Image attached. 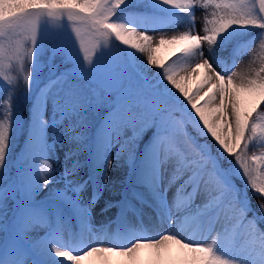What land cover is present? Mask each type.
Returning a JSON list of instances; mask_svg holds the SVG:
<instances>
[{"label":"snow or ice","instance_id":"6c2138e0","mask_svg":"<svg viewBox=\"0 0 264 264\" xmlns=\"http://www.w3.org/2000/svg\"><path fill=\"white\" fill-rule=\"evenodd\" d=\"M128 4L129 0H0V92L6 93L0 100V264H83L93 256L101 264H110L109 257L121 258L117 264H141L138 258L144 251L151 258L148 264H264V0H135L138 11L126 14L122 10ZM198 13L203 16L200 31ZM65 28L70 36L64 35ZM165 28L173 30H160ZM46 45L53 55L78 56L83 73L114 46L146 55L145 71L120 59L108 65L119 81L114 90L76 98V85H70L67 95L73 103L67 115L110 104L96 147L97 162L106 163V170L112 167L106 152L114 144L121 145L118 155L127 153L131 163L136 143L145 132H153L147 158L158 163L146 187L168 231L147 239L125 233L128 243H105L107 236L89 243L95 196L85 204L66 190L53 189L51 201L64 207L37 200L54 172L45 158L46 104L53 89L63 90L69 77L81 71L62 74L33 97ZM257 45L260 54L237 71L240 59ZM162 49L168 52L167 64L157 56ZM26 63L31 71L23 75ZM152 67L180 108L160 96L157 82L146 75ZM193 79L194 91L188 87ZM18 98L32 101V119L26 146L9 165ZM72 139L80 147L66 159L86 148L83 132ZM228 158L238 172L236 178L256 196L258 211L238 195L236 173L225 167ZM161 165L165 170L171 166L163 190ZM80 166L73 160L65 176ZM172 186L175 194L169 202ZM83 187L73 191L79 193ZM120 206L122 217L129 208L140 214L130 203ZM181 217L199 226V239H186L173 230ZM42 227L43 233L38 231ZM65 233L72 236L70 241ZM170 245L179 247L178 258L170 256Z\"/></svg>","mask_w":264,"mask_h":264},{"label":"rangeland","instance_id":"374dc122","mask_svg":"<svg viewBox=\"0 0 264 264\" xmlns=\"http://www.w3.org/2000/svg\"><path fill=\"white\" fill-rule=\"evenodd\" d=\"M130 6H135V0H129V4L126 7ZM202 23L203 16L198 13L196 16L197 31L201 30ZM160 30L170 31L173 29L165 28ZM149 34L153 36L157 35L156 33L152 32ZM64 35L70 36L67 28L64 30ZM205 47H207V45H205ZM123 48H125L124 45H120V47L114 46L111 52L103 54L102 57L98 59L96 65L90 71L83 73V63L82 61H79L78 56L69 58L63 52L53 55L49 46L46 45L45 51L39 57L41 63V71L37 75L39 84L33 88L31 95L34 97L37 95L39 88L46 86L51 80L56 79L64 73H72L76 71L77 68H79L81 71H76L75 75L70 76V82L68 85H76L74 89L77 88L75 92L78 98H90L96 92L103 94L107 91L116 89L119 83L118 78L108 70V65H110L114 60L120 59L129 62L133 66L136 65L141 71H145L146 69L147 57L145 54L135 53L130 49ZM230 51L231 49H229V52ZM259 54L260 49L259 45H257L256 48L253 49L252 53L240 59L236 70L239 71L241 68H244L250 59L255 58ZM157 56L162 61L170 60L166 49H162L160 53H157ZM225 58L227 59V54H225ZM30 71V65L26 63L24 65L23 75H27ZM156 74L157 68L155 67L147 69L146 71V75L152 79H154ZM13 75H15V73H13ZM0 84H2V81H0ZM22 84L23 81L21 79V85ZM162 84V79L157 82V88L159 90L160 96L162 98L166 97L169 100L168 103L173 107L180 108V103L173 98V95L169 94V90L166 85L161 87ZM196 86L197 81L195 79H193L188 84V87H190L193 91L195 90ZM173 90L175 91V89ZM59 92L53 89V96L48 100L44 111V118L48 121V125L43 128L44 140L46 141L48 147V151L45 153V158L50 160L49 162L52 164V168L54 170L51 177L52 183L49 185L48 189L38 192L37 200L41 204H48L53 208L64 207L62 202L51 201L49 193L53 189L66 190L69 195L73 197L78 196L85 204L95 196L96 203L90 212V227L92 232L88 234L89 243H91L97 236H99L101 239H104L105 236H107L108 239L105 240V243H108L109 241L128 243L129 241L127 238H125V233H132L137 238L147 239L157 236L162 232H166L168 228L166 223L163 224V226H165L164 230H161L156 225L160 219L156 215V209L151 206L154 204V201L152 200L153 202L149 201L146 203L148 204V207H150V209H147L145 208V203H142L141 199L137 198V196H139L144 201H146L144 199L146 196L151 197L146 185L152 181L154 175L156 174V163L158 162H150L147 158L145 170L138 177L137 174L135 175L134 179L136 177L137 179L133 181V183L130 185V188L126 191L131 165L128 160L127 153L118 155L120 153L121 145L116 143L106 152V159H112L111 170H106V163L97 162L96 147L98 135L103 122V117L110 109V104L105 105V107L99 111H95L92 107H88L84 111H77L71 115H67L71 107L69 105L66 107H57L54 102ZM4 96H6V93L0 92V100H3ZM30 101V99L26 98H18L16 101L17 128L14 132V146H18V140L24 132L28 118L30 117L27 115ZM29 120L31 119L29 118ZM80 132H83L86 136V148H81L78 155L66 159V155L69 152L75 151L78 147H80L72 139V137ZM91 138L94 139L93 142L91 141ZM152 139L153 132L151 130L145 132L134 147L133 158L140 148L142 150L143 148L144 150H149ZM91 144H93V150L90 159L91 163L89 165L87 159V148ZM213 151L214 153L217 151L215 146H213ZM77 159L80 161V168L73 175L66 177L65 169L71 168L73 160ZM229 166H231L233 172L236 173V175L233 176V181L237 188L238 195L241 197L242 201L249 203L252 209L258 211L256 196L253 194L252 190L247 187L245 182L236 178V176H238V172L235 169L234 164H230L227 160L225 162V167ZM167 168L168 170H165V166L163 165L159 167V175L162 177L160 181L161 190H163V188L168 185V180L171 175V166L169 165ZM115 169L122 170V174L119 176L120 179L118 182H116L113 178ZM105 179H107V183H105ZM79 185H84V187L82 191L76 193L73 191V189ZM124 191H126L125 194ZM174 194L175 186H172L167 192V200L169 202L172 201ZM122 203H130L131 205L135 206L136 209L142 211V214L146 219L141 218L137 222V217L140 214L138 215L137 211H133L131 208L123 211L122 217V207L120 206ZM141 211H139V213H141ZM65 212L67 215H70L69 209L65 208ZM249 214L251 215V213ZM183 221L185 220L183 217H181L179 222ZM142 224L146 226L145 229H143ZM148 227L150 229L148 232H146ZM72 228L74 231L79 230L75 221L72 222ZM173 230L180 234H184L186 239L190 237L195 239L200 238L201 230L199 226L191 222H186V225H183L181 229L174 228ZM38 231L43 233V227L38 229ZM64 239L70 241L72 236L68 233H65ZM207 242L210 243L211 241ZM71 246L73 247L75 254V251H78V249H76L74 244ZM168 251L172 258H178L180 254V249L178 246L173 249H169ZM108 259L110 264H117V261L121 258L109 257ZM138 259L141 264H148V261L150 260L148 258L146 259L145 256H140ZM84 263L101 264V261L97 257H94L89 263L86 261H84ZM65 264H69V262L65 260Z\"/></svg>","mask_w":264,"mask_h":264},{"label":"trees","instance_id":"16d2710c","mask_svg":"<svg viewBox=\"0 0 264 264\" xmlns=\"http://www.w3.org/2000/svg\"><path fill=\"white\" fill-rule=\"evenodd\" d=\"M124 13L128 14V13H135L138 11L136 5L135 6H130V7H124L123 10H122ZM163 62L165 64L169 63L170 60H163ZM162 78L159 76V73L157 72L156 76L154 77L153 80H155L156 82L161 80ZM69 82H70V77H69ZM68 82V83H69ZM76 89L72 90L74 93H75V97H77V94H76ZM69 91V85L66 84L64 89L61 90L59 93H58V99H57V104L59 106H70L72 107V103H73V98L69 97L67 95ZM164 100H166L167 102L169 101L166 97H163ZM28 117L30 119H32V101H30L29 105H28ZM28 118V122L26 124V127H25V130L24 132L22 133L21 137L19 138L18 140V146H14L15 144V136L13 135V148H12V152L10 153L9 157H8V162H9V165H12L15 163L16 161V158L19 154H21L26 146V143H27V140H28V130H29V126L31 125V120H29ZM210 143V141H209ZM142 159L140 158H136V161L135 162H138L140 164V168L139 169H144V162H145V159L147 158V153L143 154L142 156ZM228 161L230 162V158H228ZM232 166V165H231ZM138 169V170H139ZM35 171V166H33V172Z\"/></svg>","mask_w":264,"mask_h":264},{"label":"bare ground","instance_id":"6f19581e","mask_svg":"<svg viewBox=\"0 0 264 264\" xmlns=\"http://www.w3.org/2000/svg\"><path fill=\"white\" fill-rule=\"evenodd\" d=\"M121 169H115L114 170V173H113V178L115 179V181L116 182H118L119 181V179H120V175L122 174L121 173ZM115 184V183H114ZM147 202H149V201H151V202H153L152 201V197H150V196H146V198H144ZM154 203V202H153ZM145 208H147V209H150V207H148V204H146L145 203ZM139 211H141V210H139ZM138 218H139V220L141 219V218H144V219H146L144 216H143V214H142V211H141V213H140V215L138 216ZM138 220V219H137ZM136 224V223H135ZM161 230H164L165 228V226H163V224H161V222L160 221H158V224H156ZM183 225H186V221H183V222H178L177 223V225L174 227V228H179V229H181L182 228V226ZM143 226V229H145L146 228V226L145 225H142ZM149 227H148V230L146 229V232H148L149 231ZM166 231H168V228H167V230ZM182 235H184V234H182ZM177 245H170L169 246V249H173V248H175ZM141 256H145V258L147 259H151L150 258V256H149V254L146 252V251H144V252H142L141 253ZM95 256H93V257H90V258H88V259H86L85 261L86 262H90V261H92L93 260V258H94ZM57 259H59V258H57ZM83 264H86V263H84L83 262Z\"/></svg>","mask_w":264,"mask_h":264}]
</instances>
